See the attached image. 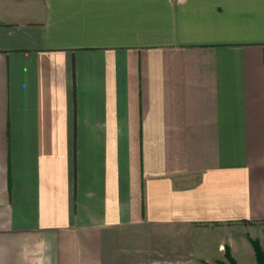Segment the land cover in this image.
<instances>
[{"label":"crops","instance_id":"crops-1","mask_svg":"<svg viewBox=\"0 0 264 264\" xmlns=\"http://www.w3.org/2000/svg\"><path fill=\"white\" fill-rule=\"evenodd\" d=\"M244 221L264 0H0V264H143L112 231Z\"/></svg>","mask_w":264,"mask_h":264},{"label":"rangeland","instance_id":"rangeland-1","mask_svg":"<svg viewBox=\"0 0 264 264\" xmlns=\"http://www.w3.org/2000/svg\"><path fill=\"white\" fill-rule=\"evenodd\" d=\"M111 235L116 237L113 249L117 248L119 256L121 248L131 249L134 260L143 264L229 263L227 249L237 264H260L251 240L259 239L264 245V221L224 225L146 223L112 231Z\"/></svg>","mask_w":264,"mask_h":264},{"label":"trees","instance_id":"trees-1","mask_svg":"<svg viewBox=\"0 0 264 264\" xmlns=\"http://www.w3.org/2000/svg\"><path fill=\"white\" fill-rule=\"evenodd\" d=\"M244 222H248V221H244ZM251 241H252V244H253L255 252H256L257 261L260 264H264V245H262V243L259 239H252ZM226 254H227V257L229 259V263L224 262V261H220V262H218V264H237L236 260L231 256L228 249L226 250Z\"/></svg>","mask_w":264,"mask_h":264}]
</instances>
